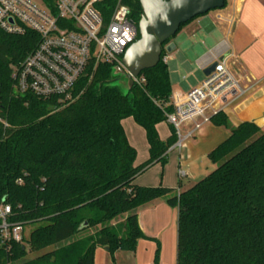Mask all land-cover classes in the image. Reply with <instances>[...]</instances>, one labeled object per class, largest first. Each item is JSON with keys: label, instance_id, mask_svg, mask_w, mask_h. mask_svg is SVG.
I'll return each instance as SVG.
<instances>
[{"label": "trees", "instance_id": "obj_1", "mask_svg": "<svg viewBox=\"0 0 264 264\" xmlns=\"http://www.w3.org/2000/svg\"><path fill=\"white\" fill-rule=\"evenodd\" d=\"M122 2L138 21V2ZM37 41L31 31L0 30V204L10 206L9 222L39 224L19 244L0 238V264H94L96 248L111 256L134 251L144 237L137 212L157 199L178 210L176 264H264V128L248 121L231 128L207 154L215 169L185 188L138 186L135 179L164 164L176 141L174 132L162 141L156 131L172 111L165 52L126 97L108 86L113 66L99 64L61 105L13 92L11 67ZM126 118L145 132L149 156L140 165L121 125ZM210 122L229 128L222 112ZM28 250L39 254L26 260Z\"/></svg>", "mask_w": 264, "mask_h": 264}, {"label": "built area", "instance_id": "obj_2", "mask_svg": "<svg viewBox=\"0 0 264 264\" xmlns=\"http://www.w3.org/2000/svg\"><path fill=\"white\" fill-rule=\"evenodd\" d=\"M108 0H0V30L12 35L33 32L37 44L18 66L11 67L10 78L16 95L38 99L55 98L61 105L73 100L77 83L99 64L122 68L125 51L138 39L137 25L129 7L117 0L107 11ZM169 54L161 62L166 65ZM232 56L227 40L222 41L197 62L214 70L196 87L183 95H171L164 122L173 129L176 141L167 152L179 151L213 116L236 107L251 88L243 86L229 67ZM131 79L136 86L145 80ZM192 128L183 133V126ZM6 126V124H5ZM178 179L186 177L179 169ZM11 208L0 204V238L3 243H21L23 226L9 222Z\"/></svg>", "mask_w": 264, "mask_h": 264}, {"label": "crops", "instance_id": "obj_3", "mask_svg": "<svg viewBox=\"0 0 264 264\" xmlns=\"http://www.w3.org/2000/svg\"><path fill=\"white\" fill-rule=\"evenodd\" d=\"M173 40L175 50L168 55L167 61L172 63L168 70L171 95L188 92L189 87L183 88L182 81L190 75L189 69L195 67L203 72L198 60L224 40L228 41L232 52L229 59L231 71L243 86L251 90L241 103L224 113L229 128L211 122L204 124L193 138L182 144L176 162H170L158 172L151 171L155 165L161 164L155 163L135 179V184L142 187L185 188L205 173L207 154L229 136L231 128L251 120H256L255 124L264 128V0H226L221 10L195 18ZM170 72L179 73L181 82L174 84ZM201 82L199 79L194 86ZM121 125L128 143L136 150V157L140 148L147 149L145 162L149 154L144 130L132 118L122 120ZM159 125H156L158 137L165 141L173 129L167 124L168 132L165 134L164 131V135L162 130L159 131ZM191 128V124L184 125L183 133ZM171 152H166V161ZM135 165L140 164L135 160ZM179 169L186 172L185 178L178 179ZM177 217V208L169 206L165 199L144 205L137 212V223L144 237L137 241L135 250H118L111 256L103 248H96L94 264H109V259L110 264H176Z\"/></svg>", "mask_w": 264, "mask_h": 264}, {"label": "water", "instance_id": "obj_4", "mask_svg": "<svg viewBox=\"0 0 264 264\" xmlns=\"http://www.w3.org/2000/svg\"><path fill=\"white\" fill-rule=\"evenodd\" d=\"M141 15L137 24L138 39L125 51L122 68L114 66L111 77L115 81L109 87L119 89L126 97L134 86L131 76L138 77L148 69L154 68L160 60L162 50L171 54L175 45L170 41L179 28L208 12L222 9L226 0H136ZM170 41V42H169ZM216 64L203 71L208 76ZM264 118V114L262 116ZM256 123V120H251ZM108 251V247H103Z\"/></svg>", "mask_w": 264, "mask_h": 264}, {"label": "rangeland", "instance_id": "obj_5", "mask_svg": "<svg viewBox=\"0 0 264 264\" xmlns=\"http://www.w3.org/2000/svg\"><path fill=\"white\" fill-rule=\"evenodd\" d=\"M217 10H221V9H217ZM216 11V10H214ZM176 41V40H175ZM172 43L175 45V42L174 40L172 39ZM172 67V63L171 62H168L167 63V69L170 70ZM190 70V75L186 77V80L185 81H182L183 82V88H188L189 87V90L190 91L191 89H193L195 86V82H197L199 79H201V81L204 80L205 76L203 74L202 71H199L197 70L195 67H191ZM180 76L179 73L177 72H170V77L172 78L173 80V83H179L181 82V79H180ZM162 130L163 134H164V131H165V134H167L168 132V127H167V123L166 122H163V123H160L159 125V131ZM164 134V135H165ZM144 149V148H143ZM143 149H139L137 151V157H136V162L141 164L146 158H147V149L144 151ZM143 150V151H142ZM177 154H178V151L177 150H174L173 152L169 153L168 154V158H167V161L161 165V164H157L155 165L151 171H157L159 169H163V168H166L168 166V164L171 162L172 164L174 163V161L176 162L177 160ZM176 159V160H175ZM206 167L207 169H205V173L199 178H204L205 176H207L210 172H212L214 169H215V166L212 165L208 160H206ZM37 226H39V224H30V225H26L24 228H23V231H24V236L25 238H27L28 234L34 229L36 228ZM90 233V232H89ZM55 248V246H52L50 247L48 250H53ZM39 253H34V252H31L28 250L27 254H26V257L25 259L26 260H30V259H33L35 258L36 256H38ZM111 263V259H109V264Z\"/></svg>", "mask_w": 264, "mask_h": 264}, {"label": "flooded vegetation", "instance_id": "obj_6", "mask_svg": "<svg viewBox=\"0 0 264 264\" xmlns=\"http://www.w3.org/2000/svg\"><path fill=\"white\" fill-rule=\"evenodd\" d=\"M136 1V0H135ZM141 11V10H140ZM140 15H141V13H140ZM140 15H139V19H140ZM139 21V20H138ZM138 21H135L134 20V22H135V24L137 25L138 24Z\"/></svg>", "mask_w": 264, "mask_h": 264}]
</instances>
